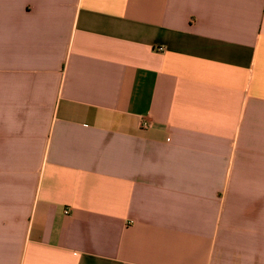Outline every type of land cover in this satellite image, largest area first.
Returning a JSON list of instances; mask_svg holds the SVG:
<instances>
[{"label":"crops","instance_id":"crops-1","mask_svg":"<svg viewBox=\"0 0 264 264\" xmlns=\"http://www.w3.org/2000/svg\"><path fill=\"white\" fill-rule=\"evenodd\" d=\"M0 264H264V0H0Z\"/></svg>","mask_w":264,"mask_h":264},{"label":"built area","instance_id":"built-area-1","mask_svg":"<svg viewBox=\"0 0 264 264\" xmlns=\"http://www.w3.org/2000/svg\"><path fill=\"white\" fill-rule=\"evenodd\" d=\"M143 126L147 128V127H149V126H150V124H149V123H147V122H144V123H143ZM67 212H69V211H66V213H67Z\"/></svg>","mask_w":264,"mask_h":264}]
</instances>
